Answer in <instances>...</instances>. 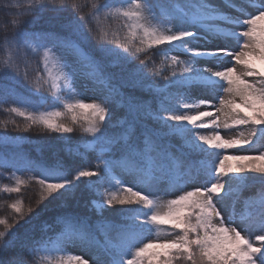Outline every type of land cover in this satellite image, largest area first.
<instances>
[{
	"label": "snow or ice",
	"instance_id": "6c2138e0",
	"mask_svg": "<svg viewBox=\"0 0 264 264\" xmlns=\"http://www.w3.org/2000/svg\"><path fill=\"white\" fill-rule=\"evenodd\" d=\"M0 14V105L56 134L0 131V264H264V0H8ZM85 109L75 137L62 117Z\"/></svg>",
	"mask_w": 264,
	"mask_h": 264
},
{
	"label": "trees",
	"instance_id": "16d2710c",
	"mask_svg": "<svg viewBox=\"0 0 264 264\" xmlns=\"http://www.w3.org/2000/svg\"><path fill=\"white\" fill-rule=\"evenodd\" d=\"M8 3V0H0V7H3L4 4ZM121 21H112L111 22V27L113 29L119 28ZM4 28L3 24V15L0 14V34H2ZM126 34V30H123L120 32L121 37ZM111 38V36L109 37ZM160 58H157V67L162 68V66L159 63ZM34 67V64H33ZM23 70V69H22ZM29 72V75L32 77H35V73L32 72L31 68L27 69ZM46 91V89H45ZM9 105H0V131H7L10 135L12 136H17V135H23L26 137H30L34 140L39 139V140H44L47 138L49 142V147L54 146V142L51 140V137L55 136V133H50L43 128L39 126H34L29 132H23L22 129L24 127V124L26 121L22 117L16 116L14 113H10L7 111V108ZM53 105L51 102L48 104H45L42 108L41 111L44 110H52ZM88 113L89 110L85 109L82 114L77 115V121L73 125V122L71 120V114H66L64 117H62L63 121L70 126H74L76 128V131L71 134L75 137L82 136L83 133L81 131V126H86L87 121H88ZM20 125V131L16 129L15 125ZM7 126L6 129L4 126ZM24 150L33 158V159H41L42 154L38 152L37 146L32 145V144H24L23 145ZM53 155L52 152L46 151L43 154V158H50ZM10 175L9 170L5 169H0V187H2L4 184L11 183V181L8 179ZM16 175L22 176L24 179H27L28 175L30 173H16ZM39 196V188L38 186L34 184H26L22 186V191H21V198L24 200V206L27 208L28 204L32 202L34 204L35 199H37ZM12 199L16 198V194H11ZM172 198V197H170ZM11 203V199H9V194L0 192V217H10L11 215V210L8 208V204ZM168 235L167 232L161 231L159 233V238L162 236Z\"/></svg>",
	"mask_w": 264,
	"mask_h": 264
},
{
	"label": "rangeland",
	"instance_id": "374dc122",
	"mask_svg": "<svg viewBox=\"0 0 264 264\" xmlns=\"http://www.w3.org/2000/svg\"><path fill=\"white\" fill-rule=\"evenodd\" d=\"M257 67H259V68H264V64H260L259 62H257ZM86 102H91V101H88V100H86ZM224 134V132L222 131V135ZM228 135H231V133H228ZM168 198H170V197H168ZM168 237V235H166V236H162L160 239H165V238H167ZM85 258H87V256H85Z\"/></svg>",
	"mask_w": 264,
	"mask_h": 264
}]
</instances>
